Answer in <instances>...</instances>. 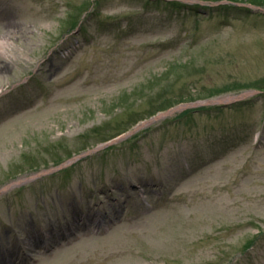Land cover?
<instances>
[{
	"label": "rangeland",
	"instance_id": "obj_1",
	"mask_svg": "<svg viewBox=\"0 0 264 264\" xmlns=\"http://www.w3.org/2000/svg\"><path fill=\"white\" fill-rule=\"evenodd\" d=\"M176 1L0 0V187L260 90L2 192L0 264H264V0Z\"/></svg>",
	"mask_w": 264,
	"mask_h": 264
},
{
	"label": "water",
	"instance_id": "obj_2",
	"mask_svg": "<svg viewBox=\"0 0 264 264\" xmlns=\"http://www.w3.org/2000/svg\"><path fill=\"white\" fill-rule=\"evenodd\" d=\"M185 2H197V3H202V1H199V0H183ZM255 6V5H254ZM255 8H257V10L259 11H264V9L260 8L259 6H255ZM256 92H259V90H246V91H243L241 93H238V94H233L229 97H225V98H216V99H204V100H197V101H194V102H189V103H185V104H180V105H177L175 107H172L170 109H167L166 111L164 112H160L158 113L157 115H155L154 117H151L150 119L148 120H144L142 121L141 123H138L137 125H135L134 127H132L130 130L122 133L121 135L117 136V137H114L112 139H110L109 141L107 142H104V143H101L99 144L98 146H96L95 148L93 149H90L88 151H85L79 155H75L74 157H71L70 159L60 163L59 165H56V166H53L51 168H48V169H42L41 171L39 172H36L28 177H24V178H20L18 180H15V181H12L10 183H8L7 185H4L3 187L0 188V193L11 188V187H14V186H17V185H20L22 183H26L27 181L29 180H33L37 177H40L42 175H45V174H49V173H52L54 171H58L62 168H65L67 167L68 165L72 164L74 161H76L77 159H79L80 157H83L85 155H87L88 153H92V152H95V151H98L102 148H105L109 145H112L126 137H128L129 135H131L132 133H134L137 129L141 128L142 126H145L146 124H149L161 117H164L168 114H171V113H174L178 110H181V109H184V108H191V107H197V106H201V105H207V104H215V103H228V102H232V101H235V100H238V99H242V98H245L249 95H252Z\"/></svg>",
	"mask_w": 264,
	"mask_h": 264
},
{
	"label": "bare ground",
	"instance_id": "obj_3",
	"mask_svg": "<svg viewBox=\"0 0 264 264\" xmlns=\"http://www.w3.org/2000/svg\"><path fill=\"white\" fill-rule=\"evenodd\" d=\"M210 1L213 3H220V1H223V0H210ZM4 45H5V43L3 41H0V48L1 47L4 48Z\"/></svg>",
	"mask_w": 264,
	"mask_h": 264
},
{
	"label": "trees",
	"instance_id": "obj_4",
	"mask_svg": "<svg viewBox=\"0 0 264 264\" xmlns=\"http://www.w3.org/2000/svg\"><path fill=\"white\" fill-rule=\"evenodd\" d=\"M168 2H170V1H168ZM171 2H173V3H180V1H171ZM198 5H200V4H198ZM202 107H204V106H202ZM194 109H197V108H194ZM187 111H189V110H187ZM187 112L185 111V112H183V113H181V116H183V115H185ZM178 116H180V115H177L176 117H178Z\"/></svg>",
	"mask_w": 264,
	"mask_h": 264
}]
</instances>
